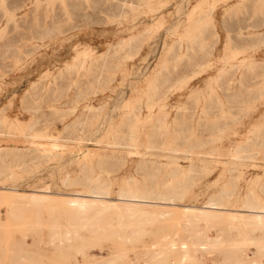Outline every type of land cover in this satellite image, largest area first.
I'll list each match as a JSON object with an SVG mask.
<instances>
[{"label":"rangeland","instance_id":"1","mask_svg":"<svg viewBox=\"0 0 264 264\" xmlns=\"http://www.w3.org/2000/svg\"><path fill=\"white\" fill-rule=\"evenodd\" d=\"M239 1L0 0V264H176L264 204V0ZM72 199L99 240L55 253Z\"/></svg>","mask_w":264,"mask_h":264},{"label":"bare ground","instance_id":"2","mask_svg":"<svg viewBox=\"0 0 264 264\" xmlns=\"http://www.w3.org/2000/svg\"><path fill=\"white\" fill-rule=\"evenodd\" d=\"M242 1L243 0H240L239 2L241 3ZM86 57L87 52L83 55V58ZM243 62L250 64V66L257 64V61L253 60H243L242 63ZM223 67L224 66H222L221 71H227L228 69H230L228 66H225V68ZM162 106H164L163 102ZM48 137L52 138L51 136ZM95 201L96 200L93 199H72L69 203L71 204V213L73 217L75 216V220L71 223L70 229L61 230L58 229L57 225H50V229L47 233V246H50V248L55 249L56 251H54L56 253L59 249H62V246L65 243L70 241L72 235L77 239L83 240L84 232H88L90 234L89 236H91L92 239L97 238V240H99L98 236L95 234L99 231L97 225L82 224V222H84L85 220H93L91 218L90 211L92 209V204ZM123 204L126 205H120L121 213L118 212L120 214H117L119 216L121 215L122 217H125L126 219H132L138 222V219H142V217L149 215L144 209V206H146L144 204L138 205L129 202ZM237 207H241V209H244V211H246L247 213H241L242 210L240 209L241 211L239 210L240 212L238 211L237 213H234L231 218H226L228 219L227 222L220 226L219 233L216 235V238L214 240L206 241L205 243L201 244L189 245L186 242H180L179 245H174L178 250V260L176 264H264V204H238ZM116 208H118L117 211H119L120 208L118 206ZM207 208V210L201 209L193 213L191 217L195 220L209 219L210 207ZM189 225H191L190 222ZM137 226L138 225L136 223L133 225L126 226L124 230L118 228L117 237L119 239L124 240L132 239L133 234L137 233ZM34 233L35 236L33 235V239H40V235L38 234V232L35 231ZM112 234L115 235L114 233ZM61 241L63 244H60ZM96 243L99 244L100 242H94V244ZM91 245L93 246V243H91ZM30 246L29 248H31ZM85 246L87 245H83L82 248H85ZM196 246H198L197 249H195ZM82 250L83 249H81V252ZM195 252L197 253V255Z\"/></svg>","mask_w":264,"mask_h":264}]
</instances>
